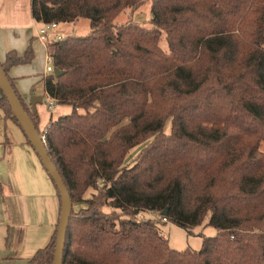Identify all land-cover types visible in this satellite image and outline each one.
<instances>
[{
  "label": "trees",
  "instance_id": "16d2710c",
  "mask_svg": "<svg viewBox=\"0 0 264 264\" xmlns=\"http://www.w3.org/2000/svg\"><path fill=\"white\" fill-rule=\"evenodd\" d=\"M143 3H30L36 23L90 27L45 41L64 74L44 94L71 107L42 133L72 201L62 264H264V0H151L149 27L115 22ZM33 57L30 43L0 65L38 129L8 75ZM0 108L19 126L3 94ZM151 211L217 232L177 251ZM55 239L25 264H52Z\"/></svg>",
  "mask_w": 264,
  "mask_h": 264
},
{
  "label": "crops",
  "instance_id": "0c3cea01",
  "mask_svg": "<svg viewBox=\"0 0 264 264\" xmlns=\"http://www.w3.org/2000/svg\"><path fill=\"white\" fill-rule=\"evenodd\" d=\"M30 3L31 0H0V62L4 61L8 51L15 50L22 54L35 41L46 50L44 40L37 35L41 23L33 20ZM69 24L75 26V23L57 24L50 32L51 36L69 34L62 29V25ZM21 65L11 67L8 75L30 109V96L35 91L31 89L27 93L28 89L24 85L21 90ZM44 76V73L38 76L41 89L36 95L44 94ZM39 104L35 106L38 126L41 122ZM64 106L67 105L56 104L51 113ZM58 116L59 113L55 118L50 114L44 121L46 125L42 129L38 127L40 135L49 121ZM147 213L152 217L159 215L154 211ZM59 214L60 198L49 174L20 126L10 118H5L0 110V264H25L38 249L49 243L56 230Z\"/></svg>",
  "mask_w": 264,
  "mask_h": 264
},
{
  "label": "rangeland",
  "instance_id": "374dc122",
  "mask_svg": "<svg viewBox=\"0 0 264 264\" xmlns=\"http://www.w3.org/2000/svg\"><path fill=\"white\" fill-rule=\"evenodd\" d=\"M150 4L151 0H144V3L140 6L136 7L135 9H125L123 10L116 18L115 22L122 23L127 20H134L137 22H141L146 26L149 25V19L151 17V11H150ZM78 21V20H77ZM76 21V22H77ZM75 23V26L73 24L69 25H62V29L65 33L69 34H79L84 35L86 34L89 29V21L87 19H79L77 24ZM73 28V30H72ZM89 29V30H88ZM68 35V34H67ZM37 44V46L35 45ZM160 47L164 50H167V44L164 39V37L161 38ZM32 48L34 51V57L30 63L22 64V72L21 75L23 76L22 79H20L19 86L22 90V86L24 85L28 90L27 93L32 89L35 91V94H39L41 89V84L38 81V76L42 73H45V68L47 65V51L44 49V46L39 44L35 41V43L32 44ZM43 102L39 104V117L41 119V122L39 124V129H42L43 125H46L44 121H47L50 114H52V117L55 118L56 114H64L70 111L71 107L69 105L59 108V110H54L52 113V110H49L48 103L50 102V99L45 95L42 94ZM24 101V100H23ZM2 111V109L0 108ZM170 129V120H168L164 126V131L166 133L169 132ZM141 146H136L132 148L128 156L126 158V162L131 163L134 157L138 154L139 149ZM260 150L264 151V142L262 141L260 143ZM92 190L90 189L85 196H89V192ZM84 206V204H76L75 207ZM105 211H110L111 208L105 207ZM146 218H153L157 220V226L159 228V231L162 236L167 238L168 243L171 248L174 250L180 251L185 248H191L198 250L201 248L202 240L204 237H211L214 236L217 232V230L214 227L211 226H197L192 229V234H188L187 231L171 222H164L160 220V215H154L152 217L149 213L145 212L143 215Z\"/></svg>",
  "mask_w": 264,
  "mask_h": 264
},
{
  "label": "water",
  "instance_id": "95a60500",
  "mask_svg": "<svg viewBox=\"0 0 264 264\" xmlns=\"http://www.w3.org/2000/svg\"><path fill=\"white\" fill-rule=\"evenodd\" d=\"M64 74L63 70L57 67L53 68V76L55 78ZM0 91L6 98L11 111L19 123L20 128L24 132L28 142L34 149L35 153L39 157L43 167L49 174L52 182L54 183L56 190L59 193L60 198V214L56 229L55 249L52 264H62L63 248L65 242L66 229L68 226L72 201L69 196L68 190L62 180L60 173L54 165L51 157L49 156L45 147L44 138L40 135V132L32 122L28 112L25 110L21 100L17 97L9 79L7 78L4 70L0 65ZM42 102V96L31 94L30 96V111L36 114V104ZM160 215H166V211H162Z\"/></svg>",
  "mask_w": 264,
  "mask_h": 264
},
{
  "label": "built area",
  "instance_id": "2783aa9c",
  "mask_svg": "<svg viewBox=\"0 0 264 264\" xmlns=\"http://www.w3.org/2000/svg\"><path fill=\"white\" fill-rule=\"evenodd\" d=\"M57 26V23L55 22H52V23H41L39 28H38V31H37V35L40 39L44 40L45 41H50L52 39H59L61 36H56L54 34L55 37H52L50 32L53 31V29ZM53 64H52V60L51 58L48 56L47 57V65H46V68H45V73L46 75L48 74H53ZM46 95V94H45ZM47 96V95H46ZM48 97V96H47ZM49 98V97H48ZM50 99V102L48 103V108L50 110H53V108L55 107L56 105V101L53 100L52 98H49ZM43 138L44 136L41 135ZM162 221L166 222V219L165 218H162Z\"/></svg>",
  "mask_w": 264,
  "mask_h": 264
}]
</instances>
